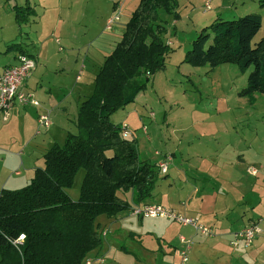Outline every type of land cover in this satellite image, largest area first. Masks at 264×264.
<instances>
[{"label": "trees", "instance_id": "1", "mask_svg": "<svg viewBox=\"0 0 264 264\" xmlns=\"http://www.w3.org/2000/svg\"><path fill=\"white\" fill-rule=\"evenodd\" d=\"M177 7V0H139L120 40L98 69L91 94L79 105L76 134L68 133L62 145L46 151L43 167L26 186L0 191V264H82L103 244L99 217L113 218L151 198L162 178L159 169L140 158L136 140L122 137L121 125L111 117L133 104L150 78L165 70L172 51L163 42L166 28L159 13L178 20ZM12 11L18 29L33 16L28 5ZM260 29L258 14L216 19L192 41L183 63L210 69L229 64L241 73L252 68L240 96L264 94V31L254 41ZM81 170L74 201L66 189ZM118 193H131V202ZM20 235L23 241L13 245Z\"/></svg>", "mask_w": 264, "mask_h": 264}, {"label": "rangeland", "instance_id": "2", "mask_svg": "<svg viewBox=\"0 0 264 264\" xmlns=\"http://www.w3.org/2000/svg\"><path fill=\"white\" fill-rule=\"evenodd\" d=\"M105 1L100 2L101 9L99 11L90 12L91 3L87 0L78 5L76 16L71 15L65 18V27L61 30L65 42L56 33L48 38L45 35L36 37L35 34L33 36V33H29L28 31L33 27L32 16L27 24L20 26L19 32L16 23L12 25L15 22V20L13 22V18L2 21L1 26L3 29H0V66L6 65L9 61L5 59L4 51L6 52V47L2 45V38L7 40L13 38L14 41H11V43L15 44L20 41V37L25 42L26 35H29L33 42L29 43L28 41V44L34 46L37 54L40 53L38 55L41 57L40 61L35 59L37 56H34L37 64H39L38 69L40 72L49 71L51 65H55L57 62L65 67L63 75L59 74L61 71L55 74L47 72L44 76L45 79L52 84L62 80L65 81V87L68 88H65V96H76L79 86L85 83L88 84L91 74L97 68L96 65H92L93 63L88 55L94 49V39L98 34L103 37L113 35L115 38H119L118 34L123 32L125 22L130 18L139 2V0H130L123 11L122 8L121 10L117 9L116 14L112 15L117 17V21L110 29H106V21L110 17L105 21V16L110 15L113 5L110 2L114 1ZM121 2L122 0L116 1L118 7ZM177 4L178 20H174L172 16L162 11L159 13L160 22L166 28V33L162 36V39L172 52L166 58L165 70L151 77L146 89L142 91L146 101L142 104L137 103V106H134L140 109L144 116L139 118L134 108L129 106L113 116L116 125L125 119V122L129 124L135 120L139 123V126L142 122L140 131L143 133L142 126H146L145 134H147V128L149 137L150 132L152 133V137H150L152 141H146V145L152 152H162L165 143L168 144V141H171L172 144L177 143L178 145L179 142L185 145L187 143L196 145L193 149L201 154V158L212 157L217 160L232 161L241 157L243 161L240 166L237 165L233 168L234 173L231 177L233 181L242 183L243 187L242 189L235 188L233 192L231 190L227 191L230 192V196L227 197V206L234 209L232 214V210L230 211L231 217L242 215V212L247 208L248 211L244 212L245 219L256 218L258 214L263 215L264 219V94L256 93L248 97L240 96L241 90L246 87L247 77L252 68L245 73H241L235 66L229 64H221L215 69H210L208 66L193 67L183 63L185 53L190 50L192 41L203 28L209 27L213 23L211 18H215V16L224 21H231L247 14L260 15L261 29L254 39L255 42L259 41L264 31V0H177ZM9 12L13 13L12 8H9ZM116 24L118 27L116 26L117 28H114L111 33L107 32L109 34H105L103 32V28L105 31H110ZM27 25L32 26L31 29H28ZM56 38L59 43H55ZM44 41H47V43ZM11 43H6L5 46ZM44 46L47 47L45 50ZM45 57H50L51 62L44 59ZM43 60L49 62V64L45 65ZM76 77L79 81L75 80ZM143 81L144 78L139 79L140 83ZM71 132L76 134L77 129L75 126H73ZM142 141L141 144H143ZM140 158L142 159V157ZM162 158V161L157 165L169 164L172 161L169 154L162 156ZM169 158L170 161H168ZM251 169L256 170V174H251ZM83 174V170L79 171L72 187L66 189V193L74 201L78 198ZM159 174L162 175L159 181L166 179L163 178L160 171ZM170 175L168 176L170 177ZM187 176L189 177V175ZM199 177L200 179L195 181L197 186H205L209 192L217 190L218 184L230 182V179L226 177L220 179L208 178L204 177V174H199ZM203 178H208L207 183L202 181ZM181 179V176L178 179L175 178L177 187L184 184V182H179ZM118 195L126 198L124 197L126 194L119 193ZM257 200H263L260 206H258ZM244 201L247 204L241 205L240 203ZM142 204L147 203L143 202ZM250 204L255 205L256 213H249ZM136 206L139 205H134L129 209L130 215H132L131 211ZM175 213L180 215L177 211ZM220 218H224V216ZM245 219L230 222L229 232L237 230L234 232L235 234L246 229L251 224L250 222L245 227L238 229L239 226L243 225ZM153 220L157 222L161 220L169 221L167 219H151V221ZM169 222L172 223V221ZM263 223L261 222L260 234L252 245L260 240L264 247ZM173 225L175 231L179 229V224ZM202 225L209 228L211 232L207 235H201L196 233L192 227L180 225L185 228L183 231L185 238L189 239L179 237V242L181 238L186 241V243L180 242V245L177 243L178 240L171 245L161 243L160 247L163 248L161 253L155 248L158 246L156 244L158 237H153L152 240L144 239V246L152 251H147L138 242L132 241L129 234L132 231L137 232L135 228L124 230L125 236L118 241L112 239V236L109 235L108 239L112 240L111 244L115 243L117 245H112V248L108 251L106 261L102 264H179L178 254L175 256L168 253L170 248L173 251L176 248H178L177 251H186V262L183 264H224V254H227V250H221V248L225 249L228 245L230 247L229 252L233 254H236L234 251L247 250L241 242L237 246H233L231 243L232 235L231 237L226 236L221 247H218L216 240L219 235L218 229L216 230L215 227H209L203 223ZM100 234L102 242H104L106 238H104L102 232ZM165 247L166 251H164ZM164 255L165 258L162 262ZM228 264L236 263L229 262Z\"/></svg>", "mask_w": 264, "mask_h": 264}, {"label": "crops", "instance_id": "3", "mask_svg": "<svg viewBox=\"0 0 264 264\" xmlns=\"http://www.w3.org/2000/svg\"><path fill=\"white\" fill-rule=\"evenodd\" d=\"M85 1L87 0H1L0 29H3L1 22L7 20V18H13L14 22V15L12 12H9V8L28 5L33 11V16L31 17L33 27L27 25L26 27L28 29H31L32 27V29L28 32L33 33V36L35 34L36 37L45 35L47 38L52 37L56 33L57 35H60L62 41L65 42V39L63 40L62 38L61 31L63 30V27H65V18L70 17L71 15L76 16L78 13V5ZM88 1L91 3L90 12L95 10L99 11L101 9L100 2H106L105 0ZM113 1L114 2L110 3H113L114 5L117 0ZM128 1L130 0H122L121 4L119 3L120 6L118 7L116 4L114 9L112 5L110 15L105 16V21L113 14H116L118 11L117 9L121 10L122 8L123 11L124 7L127 6ZM211 19L214 21L221 18L215 16V18L212 17ZM13 24H15V22L12 23V25ZM116 26L118 27L116 24L110 31H105L103 28V32L105 34H109L112 30H114V28H117ZM16 28H18L17 25ZM17 30L18 32L20 31V29ZM122 33L118 34L119 38H115L113 35L103 37L98 34V36L94 39V49L91 50L88 55L91 59L90 61L93 63L92 65H96L97 68L93 74H91L88 84L85 83L79 86L78 94L76 96H65V88L67 87H65V81L62 80L58 83L52 84L50 81L45 79L44 76L47 72H49V74L51 72L52 74H55L58 73V71H61L59 74L63 75L65 73V67L57 62L55 65H51L49 71H44V73L40 72L38 69L39 64H37L35 60L37 59L40 61L41 57L38 56L40 53L37 54V50L34 46L28 44V41L29 43L33 42L29 35H26L25 42H23V38L20 37V41L15 44L11 43V41H14L13 38L8 40L2 38V45L3 47H6V52L4 51V54L6 55L5 59L9 61L6 65L0 66V71L4 67L15 65L16 56L21 52L29 55L31 58L33 57L35 67L25 82V89L34 94L35 98L40 102L41 108L34 109L31 107L17 106L8 114L5 121L0 120V191L2 189L17 190L26 186L32 179L34 171L43 167V155L46 151L54 144L62 145L61 143H63L66 135L68 133L72 134L71 131L73 126H75L79 105L91 94L94 77L97 74L98 69L101 67L106 56H108L114 49V46L120 40ZM44 42L47 43V41ZM6 43L11 44L5 46ZM55 43H59L57 38L55 39ZM12 45L19 48V50H13L11 48ZM46 46H44V50L47 48ZM11 52L14 53L10 54ZM34 56L37 57L34 59ZM44 59L50 60L49 62L52 60L50 57H45ZM49 62L44 61L45 65L49 64ZM43 67L46 68L44 65ZM75 80L79 81L77 77ZM143 93L144 92H140L135 98L133 104L124 108L126 109L129 106H132L135 112H137V116L139 118H141V116L143 117L144 114L140 109L134 106H137V103L142 104L146 101V97ZM42 111L49 112L51 125L48 130L39 128L37 125V116ZM113 116L111 117V121L116 124ZM125 120L121 121L119 125L126 124L128 126L129 131L132 133V137L137 142L139 156L142 157V160L148 161L149 163L157 166V164L162 161V156L164 155L169 154L172 159L171 163L168 165L167 174L163 175V178L166 179L156 183V187L151 198L146 200L144 203L160 204L163 207L174 209L182 216L197 218L201 224L203 223L209 227H215L216 230L218 229L219 233L216 237L217 244L218 247H221L223 241H225V237H231V235L237 231L234 230L229 232L228 227L230 222L233 223L234 221L244 220V212L248 211L246 208V210L242 212V215L231 217L234 209L227 206V197L228 195L230 196V192L227 191L231 190L233 192L235 188L242 189L243 187L242 183L239 181H233V178L231 177L232 173H234L233 168L237 165L240 166L243 159L238 157L237 160L234 159L232 161H228L222 159L217 160L212 157L201 158V154L195 152L193 149L196 145L194 146L191 143H187L185 145L180 142L178 145L177 143L172 144L171 141H168V144L165 143L162 152H152L149 150L148 145H146V141H152L150 138L152 137V133L150 132L149 137L148 128L147 134L143 135L140 131L142 122L139 126V123L135 120L130 122V124L126 123ZM143 139L144 141H142ZM141 141L143 144H141ZM197 164L198 166H196ZM199 174H204V177L208 178L215 177L216 179L226 177L230 179V182L218 184L219 187L217 190L209 192L205 186H197L195 181L196 179H200ZM168 175H170V177ZM187 175H189V177ZM180 176L182 179L179 180V182H184V184L177 187L175 185V178L178 179ZM208 178H203L202 181L207 183ZM119 197L127 202H131V193H126L124 196L126 198H123L121 195ZM262 202L263 200H257L258 206H260ZM240 204L246 205L247 202L244 201ZM138 205H142V203ZM249 206V213H256L255 205L250 204ZM231 210L232 212L230 214ZM222 216H224V218H220ZM261 219L262 222H264L263 215L259 214L256 218H247L243 222V225L239 226L238 229L245 227L254 220ZM161 221L157 222L154 220L151 221V219H137L136 217L130 215L129 210L119 213L113 218H106L104 216L99 217L96 220V224L99 232H102L104 238L106 239L98 250L96 249L86 256L83 264H86L87 262L89 264L104 263L109 249L112 248L113 244H115H111L112 240H109L108 236L111 235L112 239L114 238L118 241L121 237L125 236L124 230L135 228L137 232L129 231L131 232L129 237L132 241L138 242V244L147 251L152 250L147 249V247L144 246V239L152 240L153 237H158V240L156 241L158 246L155 248L160 253L163 251V248L160 247L161 243L171 245L174 241L178 240L177 243L180 245L181 243L179 242V237L189 239L185 238L183 234V231L185 230L184 227L179 225V229H176L175 231V228L172 226L176 223H171L169 221L165 222V220ZM166 247L164 251H166ZM177 250L178 248L174 249V251L170 248L168 253L177 256ZM221 250H227V254H224V264H228L229 262H234L236 264H264V247L260 240L256 241L250 249L234 251L236 254L229 252L230 247L228 245L227 248H221Z\"/></svg>", "mask_w": 264, "mask_h": 264}, {"label": "built area", "instance_id": "4", "mask_svg": "<svg viewBox=\"0 0 264 264\" xmlns=\"http://www.w3.org/2000/svg\"><path fill=\"white\" fill-rule=\"evenodd\" d=\"M117 21V17H110L106 21V29H110L112 25ZM35 67L33 59L25 54L19 53L16 56V64L12 66L4 67L0 71V120L5 121L8 114L17 106L19 107H31L34 109H40L41 104L35 98L34 94L25 89V82L28 79L30 73ZM37 125L39 128L48 130L51 125V120L48 111H42L37 116ZM122 137L131 138L132 133L129 131L126 124H122ZM143 134L146 133V126H142ZM166 160V159H165ZM170 161V158L169 160ZM168 165L162 163L157 165L161 174H166ZM251 174H256V170L251 169ZM131 214L136 218L141 219H167L175 222L181 226H189L196 233L201 235H207L211 232L209 228L203 226L197 218H187L175 213L174 210L163 207L157 203H147L136 206L132 209ZM261 220L257 223H251L246 229H243L237 233L232 234V245L237 246L238 243H242L244 248H250L257 236L260 234ZM24 236L20 235L17 240L12 244L16 245L23 241ZM181 243H186L184 239H180ZM180 262L183 264L186 262V251H177ZM86 264H89L88 262Z\"/></svg>", "mask_w": 264, "mask_h": 264}]
</instances>
